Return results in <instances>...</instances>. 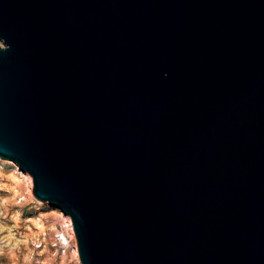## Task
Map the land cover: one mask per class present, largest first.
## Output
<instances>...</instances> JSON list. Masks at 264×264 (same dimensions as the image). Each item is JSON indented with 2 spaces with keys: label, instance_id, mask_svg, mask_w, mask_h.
I'll return each instance as SVG.
<instances>
[{
  "label": "water",
  "instance_id": "1",
  "mask_svg": "<svg viewBox=\"0 0 264 264\" xmlns=\"http://www.w3.org/2000/svg\"><path fill=\"white\" fill-rule=\"evenodd\" d=\"M0 159L81 264H264V0H0Z\"/></svg>",
  "mask_w": 264,
  "mask_h": 264
},
{
  "label": "rangeland",
  "instance_id": "2",
  "mask_svg": "<svg viewBox=\"0 0 264 264\" xmlns=\"http://www.w3.org/2000/svg\"><path fill=\"white\" fill-rule=\"evenodd\" d=\"M63 215L36 201L16 166L0 161V264H80Z\"/></svg>",
  "mask_w": 264,
  "mask_h": 264
},
{
  "label": "bare ground",
  "instance_id": "3",
  "mask_svg": "<svg viewBox=\"0 0 264 264\" xmlns=\"http://www.w3.org/2000/svg\"><path fill=\"white\" fill-rule=\"evenodd\" d=\"M1 161V160H0ZM12 163V162H11ZM14 164V163H13ZM15 165V164H14ZM16 166V165H15ZM16 169H17V171L18 172H20V174L24 177V179H25V182H26V185H27V188H28V190H29V192H31L32 191V180H31V177L29 176V174L28 173H26L25 171H22L21 169H19L17 166H16ZM54 209V208H53ZM60 212V211H59ZM63 216H65V222H66V225H67V233L70 235V237L71 238H73L72 237V228H71V221H70V218L68 217V216H66V215H63ZM74 239V238H73ZM73 252H74V254H75V256L77 257V259H78V251H77V247H76V245H73ZM81 264V263H80Z\"/></svg>",
  "mask_w": 264,
  "mask_h": 264
},
{
  "label": "built area",
  "instance_id": "4",
  "mask_svg": "<svg viewBox=\"0 0 264 264\" xmlns=\"http://www.w3.org/2000/svg\"><path fill=\"white\" fill-rule=\"evenodd\" d=\"M71 228H72V225H71ZM72 232H73V229H72ZM62 237H63V234H62ZM72 237H74V240L76 241L75 239V235H74V232L72 233ZM64 238V237H63ZM71 238V237H70ZM64 241H66V239L64 238L63 239ZM67 244V243H66ZM76 247H77V244L75 243Z\"/></svg>",
  "mask_w": 264,
  "mask_h": 264
}]
</instances>
